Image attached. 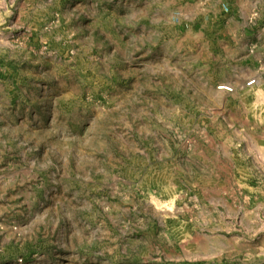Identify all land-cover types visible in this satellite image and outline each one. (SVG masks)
I'll return each instance as SVG.
<instances>
[{"label":"rangeland","instance_id":"1","mask_svg":"<svg viewBox=\"0 0 264 264\" xmlns=\"http://www.w3.org/2000/svg\"><path fill=\"white\" fill-rule=\"evenodd\" d=\"M185 1L0 0V264H264V83Z\"/></svg>","mask_w":264,"mask_h":264},{"label":"crops","instance_id":"2","mask_svg":"<svg viewBox=\"0 0 264 264\" xmlns=\"http://www.w3.org/2000/svg\"><path fill=\"white\" fill-rule=\"evenodd\" d=\"M181 14L178 32L203 40L224 83L235 89L250 77L264 83V0H186Z\"/></svg>","mask_w":264,"mask_h":264},{"label":"built area","instance_id":"3","mask_svg":"<svg viewBox=\"0 0 264 264\" xmlns=\"http://www.w3.org/2000/svg\"><path fill=\"white\" fill-rule=\"evenodd\" d=\"M257 84H258L257 78L253 77L246 82L245 86L247 88H254ZM217 89L226 94H232L234 93L235 87L230 84H222V85H219Z\"/></svg>","mask_w":264,"mask_h":264}]
</instances>
